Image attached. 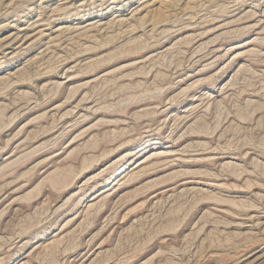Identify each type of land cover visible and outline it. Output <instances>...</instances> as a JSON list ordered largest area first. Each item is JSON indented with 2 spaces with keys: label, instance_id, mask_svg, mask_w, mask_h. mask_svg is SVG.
Masks as SVG:
<instances>
[{
  "label": "rangeland",
  "instance_id": "1",
  "mask_svg": "<svg viewBox=\"0 0 264 264\" xmlns=\"http://www.w3.org/2000/svg\"><path fill=\"white\" fill-rule=\"evenodd\" d=\"M0 264H264V0H0Z\"/></svg>",
  "mask_w": 264,
  "mask_h": 264
},
{
  "label": "bare ground",
  "instance_id": "2",
  "mask_svg": "<svg viewBox=\"0 0 264 264\" xmlns=\"http://www.w3.org/2000/svg\"><path fill=\"white\" fill-rule=\"evenodd\" d=\"M89 27V26H88ZM90 28V27H89ZM203 59V58H202ZM197 109V108H196ZM190 114V113H189ZM186 117V116H185ZM161 153V152H160ZM166 154V153H165ZM106 190H103V191H99V194L97 195V196H99V195H101V194H103L104 192H105ZM103 196V195H102ZM106 196V195H105ZM106 198V197H105ZM93 199V198H92ZM101 199V198H100ZM102 199H103V197H102Z\"/></svg>",
  "mask_w": 264,
  "mask_h": 264
}]
</instances>
